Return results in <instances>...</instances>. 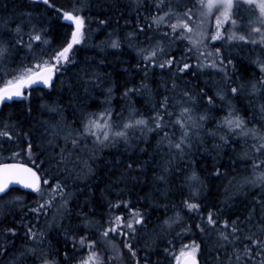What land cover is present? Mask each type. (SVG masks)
<instances>
[{
  "label": "snow or ice",
  "instance_id": "obj_1",
  "mask_svg": "<svg viewBox=\"0 0 264 264\" xmlns=\"http://www.w3.org/2000/svg\"><path fill=\"white\" fill-rule=\"evenodd\" d=\"M30 5H43V8L37 10L34 7L18 17L0 18V106L14 99L28 100L31 93L26 95L25 90L32 89L33 85L53 89L54 82L59 79L57 73L63 75L68 65L75 64L73 50L86 44V31L90 30L86 29V23L91 21V17L83 14L90 7L85 0H77L68 10L57 8L53 0H30ZM130 7L135 26L131 20H125V25L132 30L126 32L123 39L110 33L106 44L111 49H133L139 57L135 71L142 74L140 83L131 87L125 85L121 92V98L128 101L127 119H122L119 124L112 119L114 114L118 119L122 117V113L111 107L117 90L114 83L103 90V103L106 105L103 111L82 113L78 119L79 127L75 126L77 121L67 120L61 104L41 105L48 113L59 117L54 121L40 122V135L45 139L46 147L41 149L39 144L36 147L42 155H48L47 150L51 149L50 159L39 162L43 167L37 166L33 152L32 137L36 132H23L15 124L0 126V138L5 142L19 144L23 140L26 145V148L13 150L10 157L0 160V223L8 217L14 224L0 232V257H4L7 264H28V261L32 264H109V261L122 258L126 249L134 264H149V253L158 254L159 248L166 254L165 259L171 257L172 264H202V261L203 264H209V261L211 264H264V0H187L184 3L151 0L150 4L147 0H130ZM242 9L253 14L246 25L250 28V35L233 31L228 40L260 48V54L253 61L260 75L251 80L239 78L231 55L222 53L221 48H215L214 52L202 51L207 47V40L223 39L224 24L237 25L234 15L244 19L240 16ZM48 10L55 11L68 22L71 31L64 46L45 59V47L52 46L46 26L51 23L46 15ZM214 12L218 13L215 16L216 31L209 34L205 25ZM173 19L175 22H171ZM166 22L170 31L163 32L161 26ZM98 23L106 26L109 21L99 20ZM149 32L154 35H149ZM178 40L187 41L188 46L179 55H174L173 46ZM97 47L104 51L103 44ZM194 56L197 59L195 64L190 62ZM201 57H204L203 61ZM206 68L215 69L223 76L224 84L214 95L203 89L194 92L186 86L188 81L185 77H195L197 70ZM157 70L160 73L158 78ZM81 72L80 78L87 76L91 87L99 88L104 83L103 74L97 71L82 69ZM163 73H167V78ZM233 76L237 79L233 80ZM140 95L147 97V115L131 102L132 96ZM236 99L246 100L244 112L248 115L233 104ZM31 111L29 107L28 112ZM213 111L226 114L216 117ZM209 123H214V127H207ZM153 135L158 137L155 151L163 160L154 176V181L164 186L163 190L157 189L158 194L167 199L173 179L180 184L181 196H184L183 189L188 190L179 205L171 204L172 214H167L168 203L153 202V206L162 209L165 215L162 219L158 217L153 229L148 231L150 212L147 209L132 208L127 215L114 214L115 209L121 206L129 209L132 203L121 198L115 203L108 202L106 226L95 220V212L91 208L88 212L83 208L76 212L78 223L73 224V212L69 207L73 193L66 191L67 181L79 179L85 169V174L93 172L91 164L83 160L81 153L87 152L88 159L94 161L98 151L119 144H123L127 151L134 146V139L147 144ZM240 143L247 146L246 150L230 162L233 165L238 162L250 165V174L242 175L234 185L236 178L229 180L235 192L226 196V202L234 196L247 197L249 191H253L248 211L243 218L238 216L235 219L221 218L222 210H209L203 214L199 201L206 184L196 168L195 154L215 152L219 155L227 147L235 152V145ZM139 150L147 152V148ZM80 163H83V168L77 171ZM144 167L137 164L133 169L132 163L127 164L130 171L138 169L143 172ZM125 175L122 174L116 183H123ZM211 175L219 178L226 173H221L213 164ZM15 185L31 190L43 203L38 200L35 207H27L24 198L12 196ZM225 191L227 193L228 189ZM57 196L60 198L57 212L45 220L44 227L37 228L36 223L27 219L28 213L37 222L41 215L47 216L46 209ZM13 209L20 213L19 219ZM185 211L188 215L195 213L202 221L195 224V229L203 239L198 242L189 238L188 243L181 242L177 248L176 239L183 241L188 234H195ZM54 227L63 235V243L58 246L49 239L50 230ZM113 236L122 238V248L114 243ZM209 240H212L210 245ZM17 243L20 244L19 249ZM98 245L115 255L101 256L97 251ZM140 251H144L143 256L138 255ZM154 264H160V261Z\"/></svg>",
  "mask_w": 264,
  "mask_h": 264
},
{
  "label": "trees",
  "instance_id": "obj_2",
  "mask_svg": "<svg viewBox=\"0 0 264 264\" xmlns=\"http://www.w3.org/2000/svg\"><path fill=\"white\" fill-rule=\"evenodd\" d=\"M183 1L184 0H179V2H177L184 3ZM53 2L56 4L57 8L68 10L76 4L77 0H53ZM85 3L90 4V7L86 8L83 13L86 17H91V21L86 23V29L90 30L86 31V44L78 45L73 50L75 64L68 65L67 71H65L63 75L58 73L59 79L56 81L53 89L46 91L38 88L30 89L26 92V95L29 92L31 93L28 100L21 98L18 102L5 105L0 111V126L4 123L15 124L16 128L23 132H29L30 134L36 132V135L32 138L33 152L37 158L38 167H43L39 163L41 160L47 161L51 156V149L47 150L48 155H42L40 149L36 147L37 144L40 145L41 149L46 147V141L40 135V132H42L40 122L59 119V117H55L48 113L41 105L53 102L61 104L64 108V116L67 120L77 121L75 126L79 127L78 119L81 117L82 113H98L102 111V107L105 105L103 103V90L111 83H114L117 90L114 93L111 107L117 112L122 113V117L128 118V101L121 98V92L125 85L129 87L138 85L142 78V74L135 71L139 57H137L133 49L127 47L122 49H111L106 47L110 38V33L113 35L118 34L121 39H123L124 34L132 30L125 25V20H131L133 27L135 26L136 21L132 19L134 13L130 7V0H85ZM147 3L150 4L151 0H147ZM34 7L40 10L43 8V5H30V0H0V18L18 17L23 12L31 11ZM46 15L51 21V23L46 26L49 28L48 39L52 42V46L50 48L45 47V59H47L48 55L52 52L64 46L66 38L71 31L69 23L59 17L55 11L48 10ZM215 16L216 14L212 17L214 22ZM240 16H243L244 19L241 20L239 16H233V18L237 20V25L235 27H233L230 22L224 24V37L227 40L228 36L233 31L237 32V34L250 35V30L246 27L250 13L247 9H242ZM193 19L196 20L195 17ZM99 20H107L109 23L106 26H101L98 23ZM171 22H174V19ZM161 31H170L167 27V22L165 25L161 26ZM148 34L154 35L151 32ZM140 39L143 40V36H141ZM102 44L104 45L103 52L97 47ZM242 44L239 41L227 42L224 39V43L211 45V48L209 47V52H214L217 47L221 48L222 53L231 55L239 78L251 80L253 77L260 75L258 68L253 63L260 54V48L255 46L253 50L249 48L245 49ZM187 46V41H176L173 46V54L179 55ZM200 59L203 61L204 57ZM210 60L211 57L208 58V62H210ZM100 61H104V63L101 64ZM24 62L27 63L28 61ZM190 62L195 64L197 62L196 57L194 56ZM82 69H87L88 72L97 71L103 74L104 83L99 88L89 86L87 83V76H84L83 79L80 78ZM159 75L160 73L157 70V78ZM163 75L167 78V73H163ZM229 75H232V73L229 72ZM185 79L188 81L186 86L191 88L194 92H200L201 89H203L208 92L209 95H214L217 88L222 87L224 84L222 74L210 68L197 70L195 77L188 76L185 77ZM235 79H237V77L233 76V80ZM69 85H71V87H69ZM153 87H155V84H153ZM85 88H87L88 91H85ZM157 99H159V97H157ZM131 102L141 113L145 115L148 114L149 104L146 96H132ZM217 103L219 104L220 102L217 101ZM246 103L244 99H236L233 101V104L239 108L244 115H248L247 112H244ZM29 107L32 109L31 113L28 112ZM212 114L216 117H223L226 113L223 111H213ZM122 117L120 119H122ZM112 119L115 122L120 120L115 114ZM207 127H214V123H209ZM136 135L139 136V133ZM157 139L158 137L153 135L149 138L147 144L134 139V146L128 148L127 151L123 144L105 148L103 151L97 152V158L94 161L88 159L87 152L81 153L83 160L91 164L93 172L91 174H85L87 172L85 169V172L81 173L79 179H69L67 181L66 191L73 193L72 200L69 202V207L73 212V224L78 223L75 216L76 212L81 208H83L85 212H88L91 208L95 212V220L99 221L101 226H106L104 222L109 213L108 202L111 201L115 203L121 198L129 200L132 203L129 209H125L123 206L119 209H115L114 214L127 215L128 211L132 208H139L141 210L147 209L150 212L147 225L148 231L153 229L154 225L157 223L158 217L162 219L165 215L162 209L153 206V202L161 204L168 203L169 211L167 214H172L171 204L175 203L179 205L180 201L187 196L188 190L186 188L183 189L184 196H181L180 184L177 180L173 179L169 187L167 199L158 194L157 189L163 190L164 186L154 181V176L158 173L159 165L163 163L161 155L155 151ZM89 147H91V138ZM22 148H26L23 140H21L19 144H16L5 142L0 138V160H5L7 157H10L13 150ZM140 148H147V152L140 151ZM246 148V145L240 143L235 145V152H233L231 147H227L219 155L215 152L204 155L195 154L194 158L197 161L196 168L206 184V188L199 201L202 203L201 212L203 214L206 215L209 210H222L220 212L221 218L235 219L238 216L243 218L244 214L248 211L247 206L251 205L254 194L253 191H249L247 197L234 196L232 200H227L226 202V196L235 192V188L229 185V180L235 177L236 179L233 180L234 185L242 175L250 174L248 172L250 165L239 162L233 165L230 162L231 160H235ZM213 157L216 159L213 160ZM7 162L12 161L8 160ZM128 163H132L133 169H136L137 164H143L145 166L144 171L141 172L138 169L130 171L127 169ZM213 164L220 169L221 173H226V175H221L219 178L211 175ZM80 168H83V163L79 164L77 171H79ZM122 174H126L124 176V182L117 184L116 182L121 179ZM133 177H135V179H133ZM61 179H63V177ZM226 189H228L227 193L225 191ZM12 196L24 198L29 208L35 207L38 200L40 203H43V200L40 199L37 194H26L19 190H13ZM47 198L46 196L45 199ZM86 201L87 205L85 204ZM59 203L60 198L57 196L53 204L46 209L47 216L41 215L38 222L31 213H28L27 219L36 223L37 228H42L45 226V220L50 219L56 212L55 208ZM13 212L17 219H19L20 213L16 212L15 209H13ZM184 214L188 223L192 225L193 233L195 234H188L183 241L179 238L176 239L174 243L177 248H179L181 242L188 243L189 238L196 239L198 242H202L203 239L195 229V224L202 223V221L197 218L195 213L188 215L185 211ZM13 226L14 224L11 219L5 217L3 222L0 223V232L6 227ZM206 231H210V229ZM89 235H92V233H89ZM143 235L142 233L141 236ZM212 235L214 237L215 234L213 233ZM49 239L54 246L63 243V235L55 227L50 230ZM112 239L118 246L121 248L123 247L121 244V237L113 236ZM138 239H140V237H138ZM141 243H143V240H141ZM211 243L212 240H209L208 244L210 245ZM16 247L19 249L20 244L17 243ZM202 247H204L203 243ZM97 251L101 256L105 257L115 255L111 250H106L99 245L97 246ZM157 253L158 254L149 253V264H154L157 260L160 261V264H172L171 257L165 259L166 254L161 252L159 248H157ZM84 254L86 255V253ZM138 255L143 256L144 251L138 252ZM207 255L208 252L206 250L205 256ZM0 264H7V260L4 257H0ZM28 264H32V262L28 261ZM109 264H134V260L129 255L128 251L124 249L122 258L109 261ZM209 264H211L210 261Z\"/></svg>",
  "mask_w": 264,
  "mask_h": 264
},
{
  "label": "rangeland",
  "instance_id": "obj_3",
  "mask_svg": "<svg viewBox=\"0 0 264 264\" xmlns=\"http://www.w3.org/2000/svg\"><path fill=\"white\" fill-rule=\"evenodd\" d=\"M178 2H179V0H177ZM187 0H184L183 2H186ZM193 11L195 12L196 10L195 9H193ZM248 12L250 13V16H252V13L248 10ZM218 15V13H213V16L214 15ZM212 16V17H213ZM196 19H197V17H195ZM175 22V21H174ZM205 28H206V30L208 31V33L209 34H213V33H215V31H216V28H215V22H214V20L211 18V20H210V22L208 23V24H206L205 25ZM248 30H250V28L248 27ZM224 35H225V25H223V38L227 41V42H229V40H227L225 37H224ZM224 39H221V40H211V39H209V40H207L206 41V44H207V47L206 48H203L202 49V51H205V52H209V49L211 48V45H213V44H219V43H224ZM241 44H242V46H244V48L245 49H250V50H253V47L255 48V45H250V44H244V42H242V41H239ZM210 47V48H209ZM105 89V88H104ZM106 105H104L103 107H102V111H103V109H104V107H105ZM120 119V118H119ZM122 119H127V117H122ZM122 119H120L118 122L116 121V124H119V123H121V120ZM60 204V203H59ZM59 207V205L55 208V211L57 212V208ZM55 212V213H56ZM54 213V214H55Z\"/></svg>",
  "mask_w": 264,
  "mask_h": 264
},
{
  "label": "water",
  "instance_id": "obj_4",
  "mask_svg": "<svg viewBox=\"0 0 264 264\" xmlns=\"http://www.w3.org/2000/svg\"><path fill=\"white\" fill-rule=\"evenodd\" d=\"M57 77H58V73H57ZM55 83H56V81L54 82V85H55ZM33 88H38V89H41V90H44V91L48 90V88H47L46 86H43V85H33ZM33 88H32V89H33ZM28 90H29V89H26L25 92H27ZM20 99H21V98H19V99H14L13 101H10V102H6V105H11V104H13V103H15V102L20 101ZM4 106H5V105H4ZM4 106H0V111L2 110V108H3ZM13 190H19V191H21V192H23V193H26V194H34L31 190H29V189H25V188H23V186H21V185H15V186H13Z\"/></svg>",
  "mask_w": 264,
  "mask_h": 264
}]
</instances>
